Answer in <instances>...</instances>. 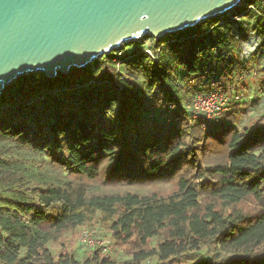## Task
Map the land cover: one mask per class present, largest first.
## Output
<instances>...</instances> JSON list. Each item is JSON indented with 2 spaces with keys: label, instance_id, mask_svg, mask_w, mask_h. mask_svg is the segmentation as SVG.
Instances as JSON below:
<instances>
[{
  "label": "trees",
  "instance_id": "trees-1",
  "mask_svg": "<svg viewBox=\"0 0 264 264\" xmlns=\"http://www.w3.org/2000/svg\"><path fill=\"white\" fill-rule=\"evenodd\" d=\"M236 9L261 65L218 16L4 89L0 264H264V0ZM213 91L228 105L207 120L191 104ZM82 229L113 252L77 253Z\"/></svg>",
  "mask_w": 264,
  "mask_h": 264
},
{
  "label": "water",
  "instance_id": "water-1",
  "mask_svg": "<svg viewBox=\"0 0 264 264\" xmlns=\"http://www.w3.org/2000/svg\"><path fill=\"white\" fill-rule=\"evenodd\" d=\"M242 0H0V98L19 77L85 68L124 43L157 40Z\"/></svg>",
  "mask_w": 264,
  "mask_h": 264
},
{
  "label": "rangeland",
  "instance_id": "rangeland-1",
  "mask_svg": "<svg viewBox=\"0 0 264 264\" xmlns=\"http://www.w3.org/2000/svg\"><path fill=\"white\" fill-rule=\"evenodd\" d=\"M242 2H243V0H242ZM226 20L232 21L231 28L227 30L228 35H232L234 40L237 42L243 40L241 43L240 51H238L239 57H240L239 58L240 62L242 64H244L247 68H253L257 64L261 65V63L263 62V58L258 53V50H257L258 49L257 44L259 42V37L254 31L255 25H254L253 20L251 18H249L248 16H246V14H244L242 9H239V10L236 9L234 11H231V12H228V13L221 15L220 25L223 24V26H226L227 25V24H225ZM212 28L213 27H210V30ZM252 33H254L255 35H253ZM141 40H140V42L134 41V42L124 43L122 45V48H121V50H123L121 52L122 54H118V55H122V56L123 55H129L133 51L137 50L140 46H143L144 42L148 41V39H143L142 41ZM234 99L237 100V97L235 96ZM258 103L261 104L262 99H259ZM88 231L91 232L92 239L94 241H97V240H105L108 242L110 241L109 242L110 243V249H107V251H109L110 253L113 252V246H112L110 238L100 237L94 231H91V230H88ZM79 232H80V230H78L72 238L68 239L69 244H72V243L74 244V248L77 251V253H81V252L85 251L87 248L86 246H83L80 244L79 237H78ZM97 246L98 247H104L101 245H97ZM89 247H91V246H89ZM95 247H96V245H95Z\"/></svg>",
  "mask_w": 264,
  "mask_h": 264
},
{
  "label": "built area",
  "instance_id": "built-area-1",
  "mask_svg": "<svg viewBox=\"0 0 264 264\" xmlns=\"http://www.w3.org/2000/svg\"><path fill=\"white\" fill-rule=\"evenodd\" d=\"M150 54L149 51H147ZM228 99L221 93L210 92L205 95L196 96L191 104L193 112L197 115H203L207 120H211L221 115L226 109ZM79 242L83 246L101 245L104 249H110V243L105 240L94 241L91 232L87 229H82L79 232Z\"/></svg>",
  "mask_w": 264,
  "mask_h": 264
}]
</instances>
